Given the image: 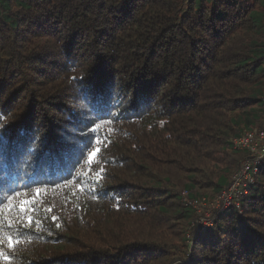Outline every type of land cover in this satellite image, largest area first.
<instances>
[{"label":"trees","instance_id":"1","mask_svg":"<svg viewBox=\"0 0 264 264\" xmlns=\"http://www.w3.org/2000/svg\"><path fill=\"white\" fill-rule=\"evenodd\" d=\"M253 129L264 0H0V264H264V161L205 230L179 193Z\"/></svg>","mask_w":264,"mask_h":264},{"label":"built area","instance_id":"2","mask_svg":"<svg viewBox=\"0 0 264 264\" xmlns=\"http://www.w3.org/2000/svg\"><path fill=\"white\" fill-rule=\"evenodd\" d=\"M232 145L234 149L245 152L246 157L224 190L210 198L191 197L186 190L180 194L183 206L195 210V225L200 230L212 225L214 214H221L230 207L239 209L241 198L254 184L258 168L264 161V129L245 131L233 139Z\"/></svg>","mask_w":264,"mask_h":264},{"label":"snow or ice","instance_id":"3","mask_svg":"<svg viewBox=\"0 0 264 264\" xmlns=\"http://www.w3.org/2000/svg\"><path fill=\"white\" fill-rule=\"evenodd\" d=\"M96 153H93V156L95 155ZM30 202L29 201H24L23 203H22V205H21V211H25L26 210V205L27 204H29ZM52 219H53V221H55L57 218L55 217V216H53L52 217ZM27 222L29 223V224H31L32 223V218L29 216L28 217V219H27ZM9 244H10V246H11V244H12V241L11 240H9Z\"/></svg>","mask_w":264,"mask_h":264},{"label":"rangeland","instance_id":"4","mask_svg":"<svg viewBox=\"0 0 264 264\" xmlns=\"http://www.w3.org/2000/svg\"><path fill=\"white\" fill-rule=\"evenodd\" d=\"M245 156H246V154H245ZM244 159H245V158H244ZM237 170H238V169H237ZM237 170H236V171H237ZM236 171H235V172H236ZM235 172H234V173H235ZM234 173H233V174H234ZM232 176H233V175H232ZM183 190H184V189L179 190V193L181 194V193L183 192ZM205 197H206V198H210V196H205ZM211 197H212V196H211ZM189 209H191V208H189ZM191 210L193 211V209H191ZM194 213H195V210H194ZM195 214H196V213H195ZM196 215H197V214H196Z\"/></svg>","mask_w":264,"mask_h":264}]
</instances>
